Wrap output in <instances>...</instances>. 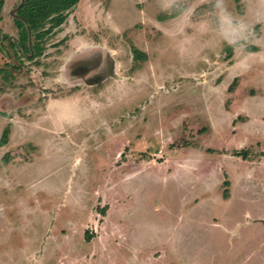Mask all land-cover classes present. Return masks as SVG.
Wrapping results in <instances>:
<instances>
[{
	"label": "rangeland",
	"instance_id": "374dc122",
	"mask_svg": "<svg viewBox=\"0 0 264 264\" xmlns=\"http://www.w3.org/2000/svg\"><path fill=\"white\" fill-rule=\"evenodd\" d=\"M3 1L0 264H264L262 223L238 229L243 245L214 226L264 221V108L243 100L264 81V20L262 59L231 99L241 58L170 40L156 0H79L27 52L23 0Z\"/></svg>",
	"mask_w": 264,
	"mask_h": 264
},
{
	"label": "clouds",
	"instance_id": "9594fccd",
	"mask_svg": "<svg viewBox=\"0 0 264 264\" xmlns=\"http://www.w3.org/2000/svg\"><path fill=\"white\" fill-rule=\"evenodd\" d=\"M156 8L170 18L162 24L170 40L187 46L195 42L200 49L231 48L241 58L242 69L251 66L253 58L248 50L260 42L254 25L264 20V0L260 9H249L244 14L237 13L230 0H156ZM194 25L196 33L189 36L188 29Z\"/></svg>",
	"mask_w": 264,
	"mask_h": 264
},
{
	"label": "trees",
	"instance_id": "16d2710c",
	"mask_svg": "<svg viewBox=\"0 0 264 264\" xmlns=\"http://www.w3.org/2000/svg\"><path fill=\"white\" fill-rule=\"evenodd\" d=\"M79 0H23L15 11V17L13 19V25L18 30V44L27 52V42L31 33L36 34V38H41L51 31L61 27L66 21L70 11L78 4ZM4 1L0 0V18L1 10L3 8ZM50 24L47 30H44V26ZM36 53L32 56L35 57L41 52V48L38 45L35 46ZM134 58H146V55L137 50L133 51ZM236 79L228 88V92H231L236 84ZM9 131L5 130L0 139V147L4 146L8 141ZM232 156L246 159V156L242 152L234 151ZM224 196L226 193L224 192ZM104 213V212H102ZM90 238H86L89 241Z\"/></svg>",
	"mask_w": 264,
	"mask_h": 264
},
{
	"label": "crops",
	"instance_id": "0c3cea01",
	"mask_svg": "<svg viewBox=\"0 0 264 264\" xmlns=\"http://www.w3.org/2000/svg\"><path fill=\"white\" fill-rule=\"evenodd\" d=\"M249 53L251 54V56L252 57H258L259 58V60H261L262 58V54H260V53H262L261 52V47H258L257 45H252L250 48H249ZM235 65H237V63H235ZM233 68H234V66H233ZM232 68V69H233ZM249 69H250V67L249 68H247L246 70H244V72H240V70H237L236 71V73H234V77L233 78H231V80H230V84H229V86L232 84V82L234 81V79H236V84H235V87L233 88V90L231 91V92H228V88H229V86H228V88H227V92L229 93V97H232L231 99H233V98H236V95L239 93V92H241V88H242V86H243V84L244 83H242V79H244V78H247L246 77V74L249 72ZM234 71H235V69H234ZM240 72V73H239ZM244 94H245V96H247V97H243L244 99L243 100H247V99H254V100H256V99H258L259 100V102L261 103V107H263L264 108V81H261V89L260 88H252V87H247V88H245L244 89ZM258 95H261L260 97H257ZM245 100V101H246ZM243 114V116L241 115V117H244V116H246L247 117V115L246 114H244V113H242ZM234 151H237L238 152V150H234ZM233 151V152H234ZM231 155H232V153H231ZM233 157V156H232ZM235 157V156H234ZM239 158V157H238ZM264 158V157H263ZM242 159V158H241ZM243 160V159H242ZM244 161H247V159H245ZM224 192L225 191H223V194H222V197L224 198V199H226L227 197H228V195H226V196H224ZM232 195L230 194L229 195V198L231 197ZM231 199V198H230ZM199 202H198V199H195L194 200V204H198ZM185 220H187V217H184V221ZM247 220L248 221H246L244 224H241V223H238V224H236V226L234 227V228H231V229H228L227 228V225L226 226H224V222H222L221 221V218H219V219H214V221H216V224L214 225L215 227H218L219 228V230L221 231V232H223V233H225V234H227L228 235V237H229V242L230 243H233V241H234V244L233 245H235V244H238V243H241L242 245H243V241H245V242H247V241H249L250 240V236L249 237H244V235H241V233H240V231L238 230L240 227H248V225H250V224H253V223H257V222H260V223H262L263 225H264V221H262V220H260V219H249L248 217H247ZM249 220H250V222H249ZM244 242V243H245ZM248 259L249 258H245L243 261H245V264H247V262H248Z\"/></svg>",
	"mask_w": 264,
	"mask_h": 264
},
{
	"label": "flooded vegetation",
	"instance_id": "af4514ba",
	"mask_svg": "<svg viewBox=\"0 0 264 264\" xmlns=\"http://www.w3.org/2000/svg\"><path fill=\"white\" fill-rule=\"evenodd\" d=\"M86 73H81L79 76H83V75H85Z\"/></svg>",
	"mask_w": 264,
	"mask_h": 264
}]
</instances>
